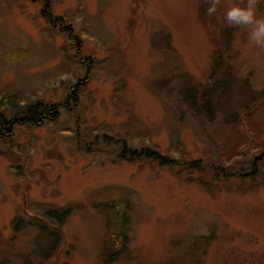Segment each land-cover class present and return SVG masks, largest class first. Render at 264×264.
<instances>
[{
    "label": "rangeland",
    "instance_id": "374dc122",
    "mask_svg": "<svg viewBox=\"0 0 264 264\" xmlns=\"http://www.w3.org/2000/svg\"><path fill=\"white\" fill-rule=\"evenodd\" d=\"M48 1L54 22L43 1L0 0V113L11 120L39 102L61 111L0 139V264H103L123 222L105 204L122 214L124 189L131 264H160L194 239L207 243L199 264H264L263 177L202 185L120 156L123 141L188 159L225 152L245 132L229 120L247 103H260L264 122V48L224 21L238 0L211 17L208 0ZM217 50L232 83L203 123L185 96L206 84Z\"/></svg>",
    "mask_w": 264,
    "mask_h": 264
},
{
    "label": "trees",
    "instance_id": "16d2710c",
    "mask_svg": "<svg viewBox=\"0 0 264 264\" xmlns=\"http://www.w3.org/2000/svg\"><path fill=\"white\" fill-rule=\"evenodd\" d=\"M229 60L224 52L217 50L213 57V68L206 84L201 85L199 91L191 92L185 96L189 109L203 123L211 122L216 117V110H218V105L221 101L220 98L223 97L226 92L225 89L232 83L229 78ZM224 76L226 79L222 80ZM261 103H264V100ZM259 105L260 103L257 102L253 104L247 103L241 113L229 120L232 127L240 124L245 132L243 135L236 133L235 143L225 152L214 149L211 155L188 159L182 155H178L179 157L171 153L166 155L148 146H143L140 149L132 148L128 145V142L123 141L120 156L123 157V161L130 163L143 162L160 168L165 167L179 177H186L187 181L200 182L202 185L205 183L204 177H209L215 183L238 179L243 182L250 180L253 186H258L259 183L256 182H259L262 177L264 178V151L261 150L264 147V142L261 144L257 142V134L264 126V122L254 120V114L257 112L256 106ZM59 107V105H48L39 102L28 106L23 114H16L11 120H8L3 113H0V130H6L7 132L3 136L0 134V139L12 138L15 134L16 125H37L40 122L38 119L37 122L35 121L37 113L48 116L45 119H41L42 122L44 121L43 123L55 121L60 116ZM43 111L44 113H41ZM106 137L111 143L115 140L108 136ZM116 143L119 144L117 141ZM262 169L263 173H261ZM110 194H107L106 197ZM120 194L123 197L121 198L123 201L122 214L119 212L117 205L110 203L108 200L105 204L106 208L114 216H122L123 222L118 219L119 225L121 224V230L118 235H113L112 238L114 240L109 239L108 246L103 249V264H131L132 260H134L130 252V224L133 211L129 198L131 192L124 189ZM111 195L116 197L117 194L112 193ZM68 211L69 209L60 214L51 212L48 216L62 219L66 217L67 213H69ZM206 245L207 243L202 239H194L193 243L185 249L183 254H178L179 256L176 257L172 256L160 264H199L201 260L200 251H204Z\"/></svg>",
    "mask_w": 264,
    "mask_h": 264
},
{
    "label": "clouds",
    "instance_id": "9594fccd",
    "mask_svg": "<svg viewBox=\"0 0 264 264\" xmlns=\"http://www.w3.org/2000/svg\"><path fill=\"white\" fill-rule=\"evenodd\" d=\"M207 14L211 17L217 12L221 0H208ZM258 0H238L227 7L224 21L228 26L249 29L251 45L264 48V16H257Z\"/></svg>",
    "mask_w": 264,
    "mask_h": 264
},
{
    "label": "flooded vegetation",
    "instance_id": "af4514ba",
    "mask_svg": "<svg viewBox=\"0 0 264 264\" xmlns=\"http://www.w3.org/2000/svg\"><path fill=\"white\" fill-rule=\"evenodd\" d=\"M33 1H37V0H33ZM40 1H43L44 2V9H43V15L45 16V17H47L50 21H52V22H54L53 20H54V18H53V14H52V12H51V9H52V6H51V4L49 3V1L48 0H40ZM41 113H44V111L43 112H41ZM45 117H48L47 115H45V114H42V115H40V113H37V115H36V117H35V121L37 122V119L40 121V122H42L41 121V119L43 118V119H45ZM40 122H38V125H40V124H42V123H40ZM5 128V127H4ZM0 134L3 136V135H6L7 134V132H6V130H0ZM1 136V137H2Z\"/></svg>",
    "mask_w": 264,
    "mask_h": 264
}]
</instances>
